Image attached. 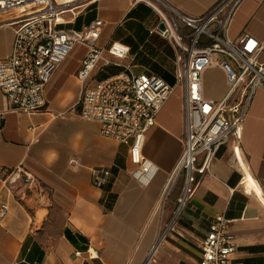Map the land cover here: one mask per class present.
<instances>
[{"label":"crops","instance_id":"1","mask_svg":"<svg viewBox=\"0 0 264 264\" xmlns=\"http://www.w3.org/2000/svg\"><path fill=\"white\" fill-rule=\"evenodd\" d=\"M164 1L199 15L219 0ZM71 5L74 9L63 12L57 26L77 35L93 19H103L97 44L111 39L129 48L131 58L120 60L121 71L129 65L133 72L155 73L156 66L175 64L169 41L164 38L159 48L149 32L158 22L151 25L141 18L151 8L148 4L80 0ZM90 12V20L80 21ZM121 25L126 30L113 38ZM243 33L264 44V0H241L227 36L236 40ZM13 39L12 27L0 24V59L11 52ZM87 50L77 43L53 73L41 111L7 110L0 91V264H198L208 226L220 214L235 235L230 264H264V87L255 90L241 127L219 147L211 173L151 251L172 220L181 187L180 180L161 209L184 149L182 89L175 88L146 133L143 154L156 171L142 184L133 175L137 165L130 161L128 146L101 135L97 121L79 115L82 83L77 71ZM258 59L264 61V47ZM226 91L224 71L208 68L205 95L219 99ZM18 166L32 173L31 181L16 171ZM94 168L110 169L104 185L93 183ZM75 250L82 254L76 256Z\"/></svg>","mask_w":264,"mask_h":264},{"label":"built area","instance_id":"2","mask_svg":"<svg viewBox=\"0 0 264 264\" xmlns=\"http://www.w3.org/2000/svg\"><path fill=\"white\" fill-rule=\"evenodd\" d=\"M77 1L0 0V24L14 31L11 52L0 59V91L5 108L27 114L43 110L44 89L53 73L77 43L85 44L88 50L77 71L82 83L79 115L97 121L101 135L128 146L130 161L137 165L133 175L147 184L156 167L143 154L145 136L176 85L155 73L133 72L129 65L93 82L96 68L121 66L120 60L130 57L129 48L111 39L102 46L97 44L104 23L100 18L93 19L77 35L59 28L61 14L74 9L71 4ZM132 1L144 2L158 14L159 21L149 32L167 39L174 48L176 84L182 89L184 149L163 196L166 199L181 180L173 212L177 217L202 178L211 173L219 147L241 127L255 90L264 87V61L258 59L264 44L250 33L236 40L227 36L241 0H219L199 15L184 13L164 0ZM213 66L224 71L227 84L226 93L219 99L204 93V73ZM16 171L22 172L26 181L32 180V173L22 166ZM109 175V168H94L93 183L102 186ZM1 209L6 211L7 205L2 204ZM229 226L224 214L211 221L198 264H230L237 245ZM81 254V250H75L76 256Z\"/></svg>","mask_w":264,"mask_h":264},{"label":"rangeland","instance_id":"3","mask_svg":"<svg viewBox=\"0 0 264 264\" xmlns=\"http://www.w3.org/2000/svg\"><path fill=\"white\" fill-rule=\"evenodd\" d=\"M92 16H93V13L90 12L89 14L81 17L80 21L81 20L88 21V20H90V18ZM141 18L147 24L151 23V25L154 23H157L159 21L158 14L152 8H149V9H146L145 11H143L141 13ZM125 30H126V26L121 25L119 27V29L117 30V32H115L113 34V38H120V36H122V34H123V31H125ZM152 37L155 40L156 46H158L159 48L164 47L165 40L167 41V39L163 40L164 38L160 37L158 34L157 35L152 34ZM122 68L123 67L117 66V65L106 66L102 70H97L96 72H94L95 73L94 79L99 80V79L104 78L107 75H109V74H111L117 70H120ZM154 70H155V73H158L159 75L163 76L169 83L176 85L177 92L181 89V87L176 84L177 78L175 76V64L165 65V66H156ZM164 201H165V196H163V198L160 201L159 207L161 209L164 206ZM176 208H177V202H176L174 211ZM173 215L174 214H172L170 216L168 221H170L172 218H174ZM172 221H173V219L168 224H166L165 228L159 233L158 238H162L165 235V233H166L167 229L169 228V226L171 225ZM163 227H164V225H163Z\"/></svg>","mask_w":264,"mask_h":264},{"label":"bare ground","instance_id":"4","mask_svg":"<svg viewBox=\"0 0 264 264\" xmlns=\"http://www.w3.org/2000/svg\"><path fill=\"white\" fill-rule=\"evenodd\" d=\"M177 213V212H176ZM161 238H158L157 239V242H156V245H155V247H154V249H156V247H157V245H158V241L160 240ZM154 249H152L151 251H153Z\"/></svg>","mask_w":264,"mask_h":264},{"label":"trees","instance_id":"5","mask_svg":"<svg viewBox=\"0 0 264 264\" xmlns=\"http://www.w3.org/2000/svg\"><path fill=\"white\" fill-rule=\"evenodd\" d=\"M106 66H104V67H102L100 70H102L103 68H105ZM121 71V70H120ZM120 71H118V72H120ZM118 72H116V73H118ZM113 74H115V73H113ZM110 75H112V74H109V75H107L106 77H108V76H110ZM106 77H104V78H106Z\"/></svg>","mask_w":264,"mask_h":264},{"label":"water","instance_id":"6","mask_svg":"<svg viewBox=\"0 0 264 264\" xmlns=\"http://www.w3.org/2000/svg\"><path fill=\"white\" fill-rule=\"evenodd\" d=\"M162 26V25H161Z\"/></svg>","mask_w":264,"mask_h":264}]
</instances>
